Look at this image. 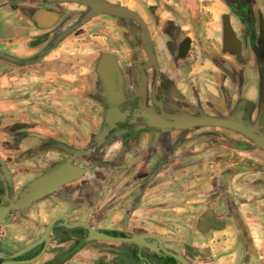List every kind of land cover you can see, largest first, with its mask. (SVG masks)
Returning a JSON list of instances; mask_svg holds the SVG:
<instances>
[{
	"label": "crops",
	"instance_id": "crops-1",
	"mask_svg": "<svg viewBox=\"0 0 264 264\" xmlns=\"http://www.w3.org/2000/svg\"><path fill=\"white\" fill-rule=\"evenodd\" d=\"M100 1L144 25L69 0H0V264H161L139 251L161 245L184 257L170 264H264V149L233 130L129 122L151 90L158 113L246 108L254 121L263 98L240 30L264 23V0ZM72 156L81 178L23 196ZM87 227L109 239L82 245Z\"/></svg>",
	"mask_w": 264,
	"mask_h": 264
},
{
	"label": "water",
	"instance_id": "water-1",
	"mask_svg": "<svg viewBox=\"0 0 264 264\" xmlns=\"http://www.w3.org/2000/svg\"><path fill=\"white\" fill-rule=\"evenodd\" d=\"M73 2L82 3L92 10H96L101 13H107L113 16L122 17V18H129L135 21H139L140 17L133 11L114 4H110L100 0H69ZM87 18V17H86ZM85 18V19H86ZM83 19V21H85ZM133 125H138L142 127L143 130H153V131H160V132H167V131H182V130H189L197 127H213V128H222L236 131L242 134L244 137L249 139L250 141L254 142L258 148L264 149V104L260 109V114L256 121L251 126H248L243 121L242 117L237 118H230L224 116H208V115H169L166 113H158L155 110H149L143 100H140L137 108L134 110L132 118L129 121ZM85 173V170L81 167H77L73 164L72 161L67 160L55 168L47 172L46 174L39 177L33 183L28 185L23 192L24 197H40L48 192L54 191L58 186L63 184L70 183L76 179L81 178ZM0 214V220L2 219V215ZM88 228V227H87ZM88 236L83 237L80 240V243L86 244L93 240H105L109 239L105 237L104 234L99 235L100 233H94V231L90 230ZM153 237V236H151ZM126 242L136 244L137 240L134 238H126L123 239ZM161 250L164 251L168 256L177 259V260H184V257L181 255L174 254L172 252L165 251L162 248ZM74 250L72 253H74ZM145 251V254L154 255L157 257H161L159 253L155 252L151 253L147 249H140ZM72 253L69 255L71 256ZM147 260V258H146ZM147 263V262H146ZM145 263V264H146Z\"/></svg>",
	"mask_w": 264,
	"mask_h": 264
},
{
	"label": "flooded vegetation",
	"instance_id": "flooded-vegetation-1",
	"mask_svg": "<svg viewBox=\"0 0 264 264\" xmlns=\"http://www.w3.org/2000/svg\"><path fill=\"white\" fill-rule=\"evenodd\" d=\"M232 1H235V0H232ZM235 4L239 5L237 2ZM246 18L248 20H250L248 17H246ZM130 20H132V19H130ZM132 21H135V20H132ZM137 22L141 23V25L142 24L144 25L142 19H140L139 21H135L136 25H137ZM243 26H244V29L240 30V32H241L240 38H242V43L240 45H241V47L244 46L246 48V50H247L246 52L251 53L252 55L255 56L257 67H258L259 81H260V87H261L260 96H262V98H263L261 103H260L259 109H258V115H257V118H258V116L260 114V109L262 108V106L264 104V23L261 24L258 28H256L255 25H253V24L252 25L251 24H247V25L243 24ZM140 28H142V27H140ZM142 29L143 30L140 29L139 32L136 33L138 35L139 39L141 37L143 38L142 33H144V32L146 33V30H145L146 27L144 26ZM227 32H228V34H227V38L226 39L229 40V42L227 43L228 47L233 49V50H238L237 49L238 46H236V43H234V41H236L235 36L233 34H231L232 30L229 29V30H227ZM145 38H147L146 34H145ZM138 44L139 43H137V45ZM139 46H141V44H139ZM132 47L134 49L136 46H132ZM247 60L248 59L244 60L245 63H246ZM146 69L147 68H146V65H145V66H143L141 72L142 71L145 72ZM150 81L152 82V80H150ZM152 99H153V91L151 90L149 96H147L146 94L144 95V93H142L141 97L139 98L138 103L140 102V100H143L145 102L147 108H148V103L147 102L152 103V101H153ZM244 111H245L246 114L243 115V121L245 122L246 125L251 126L254 123V121L257 120V118L254 121H250V117L252 116L251 115L252 113L250 112L251 110L245 108ZM132 112H134V110ZM220 116H222V115H220ZM231 118H233V117H231ZM221 130H228V129H221ZM46 146H47V143H43L42 146H40L37 149L38 153H41V152H43V150H46L44 148ZM22 157H24V155L23 156H21V155L17 156V159H14V163L19 161V159H21ZM73 157L74 156H72L69 160L74 163V158ZM9 158H11V157L8 156V154L5 153V151L0 148V180L3 182V184L7 188L8 192H10L9 189L11 187V182H10L11 181V175H10V172H9V166H10ZM14 158H16V157H14ZM80 159L88 160L89 158L87 156L86 157L82 156ZM83 162H86V161H83ZM88 164H87V166H88ZM87 166H84V167H87ZM81 168H83V166H81ZM52 169H50V170H52ZM83 169H85V168H83ZM76 180H74V181H76ZM2 253L3 254L6 253L5 255H7V252H3V251L0 253V255H3Z\"/></svg>",
	"mask_w": 264,
	"mask_h": 264
},
{
	"label": "trees",
	"instance_id": "trees-1",
	"mask_svg": "<svg viewBox=\"0 0 264 264\" xmlns=\"http://www.w3.org/2000/svg\"><path fill=\"white\" fill-rule=\"evenodd\" d=\"M159 251L157 253H159L160 255H163L161 257H157L159 258L161 264H170L171 263V259H174L170 256H168V254H166L164 251H162L161 249H158Z\"/></svg>",
	"mask_w": 264,
	"mask_h": 264
},
{
	"label": "rangeland",
	"instance_id": "rangeland-1",
	"mask_svg": "<svg viewBox=\"0 0 264 264\" xmlns=\"http://www.w3.org/2000/svg\"><path fill=\"white\" fill-rule=\"evenodd\" d=\"M1 141V140H0Z\"/></svg>",
	"mask_w": 264,
	"mask_h": 264
}]
</instances>
